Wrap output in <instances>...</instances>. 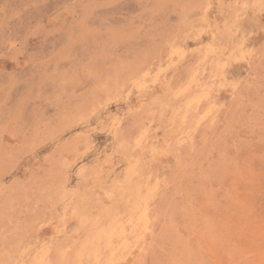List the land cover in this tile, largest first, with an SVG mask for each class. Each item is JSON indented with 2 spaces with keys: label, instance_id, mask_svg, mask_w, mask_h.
Segmentation results:
<instances>
[{
  "label": "rangeland",
  "instance_id": "1",
  "mask_svg": "<svg viewBox=\"0 0 264 264\" xmlns=\"http://www.w3.org/2000/svg\"><path fill=\"white\" fill-rule=\"evenodd\" d=\"M0 264H264V0H0Z\"/></svg>",
  "mask_w": 264,
  "mask_h": 264
}]
</instances>
